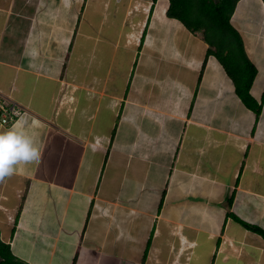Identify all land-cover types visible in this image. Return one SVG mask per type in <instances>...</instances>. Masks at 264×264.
Listing matches in <instances>:
<instances>
[{"label":"crops","instance_id":"crops-1","mask_svg":"<svg viewBox=\"0 0 264 264\" xmlns=\"http://www.w3.org/2000/svg\"><path fill=\"white\" fill-rule=\"evenodd\" d=\"M39 1L0 17V131L23 116L43 146L0 183L1 240L26 264H264L263 0L230 19L259 114L169 0Z\"/></svg>","mask_w":264,"mask_h":264},{"label":"trees","instance_id":"trees-1","mask_svg":"<svg viewBox=\"0 0 264 264\" xmlns=\"http://www.w3.org/2000/svg\"><path fill=\"white\" fill-rule=\"evenodd\" d=\"M237 1L169 0L166 15L177 18L186 28L201 36L207 43L206 57L213 55L219 61L232 79L240 100L259 114L261 105L250 92L257 69L245 51L240 33L230 20ZM154 2L155 0H152L151 8ZM244 224L262 235L264 239L262 228L249 223ZM0 256V264H26L13 254L9 243L2 241L1 238Z\"/></svg>","mask_w":264,"mask_h":264},{"label":"clouds","instance_id":"clouds-1","mask_svg":"<svg viewBox=\"0 0 264 264\" xmlns=\"http://www.w3.org/2000/svg\"><path fill=\"white\" fill-rule=\"evenodd\" d=\"M2 106L5 107L0 104V109L5 110ZM42 158L43 146L37 143L36 133L23 116L6 131H0V183L10 179L18 165H39Z\"/></svg>","mask_w":264,"mask_h":264},{"label":"rangeland","instance_id":"rangeland-1","mask_svg":"<svg viewBox=\"0 0 264 264\" xmlns=\"http://www.w3.org/2000/svg\"><path fill=\"white\" fill-rule=\"evenodd\" d=\"M18 0H0V17L2 15V13H6V11L8 12L9 8H11V6L17 2ZM31 2H33L32 5H35V8H36V12L39 10L40 12V9L43 8V4H42V1H39V0H30ZM74 3L76 1L80 2L81 0H73ZM54 2H59V0H55ZM38 5V6H37ZM42 5V6H40ZM40 6V8L38 9V7ZM38 9V10H37ZM12 10V9H11ZM23 12H27V10L25 9ZM164 17V15H163ZM4 28V27H3ZM2 26L0 25V29L2 30L3 29Z\"/></svg>","mask_w":264,"mask_h":264},{"label":"built area","instance_id":"built-area-1","mask_svg":"<svg viewBox=\"0 0 264 264\" xmlns=\"http://www.w3.org/2000/svg\"><path fill=\"white\" fill-rule=\"evenodd\" d=\"M3 107V106H2ZM4 108V107H3ZM6 110V109H5ZM25 111H20L19 109H13L11 111V114L12 115H15V116H18V115H22L24 114ZM3 121L6 122L7 121V117H3ZM182 240V238H181ZM173 264H181L179 261H178V257L175 258V260L173 261Z\"/></svg>","mask_w":264,"mask_h":264},{"label":"bare ground","instance_id":"bare-ground-1","mask_svg":"<svg viewBox=\"0 0 264 264\" xmlns=\"http://www.w3.org/2000/svg\"><path fill=\"white\" fill-rule=\"evenodd\" d=\"M165 9V5H159L157 7V11L155 12V18H163V11ZM154 18V17H153ZM169 20V19H168ZM154 25V24H153ZM159 28V27H158ZM165 28V27H164ZM180 31V30H179ZM172 34V33H171Z\"/></svg>","mask_w":264,"mask_h":264},{"label":"water","instance_id":"water-1","mask_svg":"<svg viewBox=\"0 0 264 264\" xmlns=\"http://www.w3.org/2000/svg\"><path fill=\"white\" fill-rule=\"evenodd\" d=\"M0 260H1V256H0Z\"/></svg>","mask_w":264,"mask_h":264}]
</instances>
